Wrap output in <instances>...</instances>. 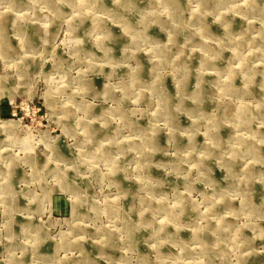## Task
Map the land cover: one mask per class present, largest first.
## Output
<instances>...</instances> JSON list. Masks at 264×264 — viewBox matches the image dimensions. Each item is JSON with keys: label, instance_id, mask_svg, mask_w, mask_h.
<instances>
[{"label": "rangeland", "instance_id": "rangeland-1", "mask_svg": "<svg viewBox=\"0 0 264 264\" xmlns=\"http://www.w3.org/2000/svg\"><path fill=\"white\" fill-rule=\"evenodd\" d=\"M173 1L0 0V264H264V0Z\"/></svg>", "mask_w": 264, "mask_h": 264}, {"label": "bare ground", "instance_id": "bare-ground-1", "mask_svg": "<svg viewBox=\"0 0 264 264\" xmlns=\"http://www.w3.org/2000/svg\"><path fill=\"white\" fill-rule=\"evenodd\" d=\"M94 3H97V1H93V4ZM133 4V3H132ZM132 4H130L131 6H132ZM200 5H202L200 8H197V9H195L193 12H188V17H189V19H191V20H194V21H201V18L203 17V16H205L206 15V11H207V5L208 4H204L203 3V1H202V3L200 4ZM264 4H262V6H263ZM133 7V6H132ZM169 8L171 9V12H172V14H173V16L175 17V18H177V21H178V23L179 22H182V25H184L185 23H186V21H185V19L183 20V16H184V14L186 13L185 12V10H184V7L181 5V3L179 2V1H173L172 0V4L171 5H169ZM236 7H234V9L232 8L229 12H231V15H232V13H233V11L235 12L236 10ZM184 10V11H183ZM237 10H242V9H237ZM261 11V13H263L264 11L263 10H260ZM142 16V15H141ZM140 16V17H141ZM143 17H141V19H142ZM224 19H226V17L224 18ZM226 22H227V24H226V26L227 27H225L226 29H225V31H224V34H222V36H221V42L222 41H224V42H226L228 39V35L230 34V32L232 31V23H231V18H228V19H226ZM134 23V21H132V20H130V19H128V20H126V23H125V28L127 29V30H130V31H132L133 33H140V34H143L145 37H149L150 36V33L147 31V30H144V31H139V32H135L134 31V27H133V24ZM187 25V24H186ZM186 25L185 26H183V28L184 29H186ZM2 27V26H1ZM203 33H205V34H208L209 33V29L208 28H204L203 27ZM3 31V30H2ZM134 34V35H135ZM136 36V35H135ZM151 36H152V34H151ZM175 38L173 39L174 41H176V39L178 38V37H180L181 36V32L180 31H176V33H175ZM152 38V37H151ZM135 40V39H134ZM11 45V44H10ZM7 48V47H6ZM240 55V52L237 50V52H236V56L238 57ZM165 56H167V54H166V52L164 51V53H163V57H165ZM175 63L178 65V67L183 71V73L185 74V75H187V73L189 72V67L186 65V64H184V62H182V61H180V60H178L177 59V61H175ZM189 75V74H188ZM192 94H193V98H195L198 102H199V100L198 99H201L202 98V96L204 95V92H203V88L202 87H200V88H197V89H195L193 92H192ZM237 111H240L241 113H240V115L243 117V120L245 121V124L244 125H246L248 122H249V120H250V118H251V116H252V113H254V111H250L247 107H241L240 109H238ZM242 120V121H243ZM14 208H15V206H14Z\"/></svg>", "mask_w": 264, "mask_h": 264}]
</instances>
